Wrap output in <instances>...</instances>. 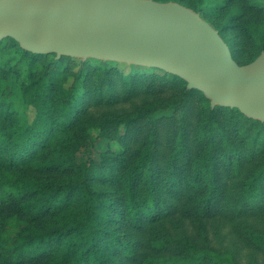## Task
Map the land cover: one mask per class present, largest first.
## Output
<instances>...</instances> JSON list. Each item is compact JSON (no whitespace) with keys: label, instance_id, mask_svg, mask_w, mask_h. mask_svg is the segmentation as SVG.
Listing matches in <instances>:
<instances>
[{"label":"trees","instance_id":"obj_1","mask_svg":"<svg viewBox=\"0 0 264 264\" xmlns=\"http://www.w3.org/2000/svg\"><path fill=\"white\" fill-rule=\"evenodd\" d=\"M155 1L200 12L240 65L264 51V0ZM5 46L14 66L0 68V89L14 86L0 93V264H241L240 253L211 247L212 225L264 254L263 122L212 109L156 68L57 59L12 38ZM76 63L81 73L66 87ZM21 72L23 82L13 76ZM139 94L134 110L110 108ZM161 112L172 116L161 121ZM93 131L122 148L78 161Z\"/></svg>","mask_w":264,"mask_h":264},{"label":"water","instance_id":"obj_2","mask_svg":"<svg viewBox=\"0 0 264 264\" xmlns=\"http://www.w3.org/2000/svg\"><path fill=\"white\" fill-rule=\"evenodd\" d=\"M56 58L156 68L264 123V51L240 65L200 12L155 0H0V42Z\"/></svg>","mask_w":264,"mask_h":264},{"label":"rangeland","instance_id":"obj_3","mask_svg":"<svg viewBox=\"0 0 264 264\" xmlns=\"http://www.w3.org/2000/svg\"><path fill=\"white\" fill-rule=\"evenodd\" d=\"M13 54L9 52V48L5 46L4 49L0 50V68H6L7 66H14V62L12 60ZM19 64L24 68L27 69V64L24 62H21L20 59L17 61ZM77 65H72L71 72L67 74L66 77H62L61 80H63L64 86H72L76 80V76L79 75L81 72L79 70V64L76 63ZM94 66V65H93ZM110 68L112 65H101L100 68ZM113 68V67H112ZM115 68V65H114ZM121 71H124L125 73L131 72V68L122 66ZM146 72V71H145ZM18 76L19 82H23L28 78L27 72H21L19 74H13V76ZM13 86L14 82L12 81ZM9 87L7 83H2L0 93L6 92L8 93L10 89L13 87ZM143 94H139L138 96H135L129 100H126L127 102L123 101L122 102H116L110 108L114 111L120 112L124 110H134L137 106H141L143 103L142 99ZM27 117L29 121H32L36 115V110L32 107H30L27 111ZM172 116V113L168 112H161L157 115V118L159 120H165L169 119ZM119 131L124 132V128L119 129ZM93 139H89L85 146L78 152L77 154V160L80 162H85L88 159H98L100 155L104 152H107L109 150L113 151H118L120 150L121 144L118 142L117 139H109V138H102L99 140H95L97 137L98 132L93 131ZM222 221L221 217H217L214 222L217 224H220ZM260 225V220L257 222ZM263 225V223L261 224ZM213 229L210 231V244L211 247H213L215 250H220L221 253H223L225 250L230 251L232 253L238 252L240 253V263L241 264H264V254H255L251 249L248 248L246 242L238 237L232 230V227H224L222 228L219 232L222 234L224 237L225 235H228L227 238H223L218 236L216 234V231L214 229V226L212 225ZM186 229L189 232V234L192 237L198 238L199 239V234L189 222L186 223ZM223 240V241H220ZM203 246V244H201Z\"/></svg>","mask_w":264,"mask_h":264}]
</instances>
